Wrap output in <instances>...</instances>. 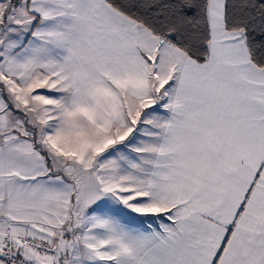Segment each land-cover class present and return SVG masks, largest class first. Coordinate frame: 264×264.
Segmentation results:
<instances>
[{
  "label": "snow or ice",
  "instance_id": "obj_1",
  "mask_svg": "<svg viewBox=\"0 0 264 264\" xmlns=\"http://www.w3.org/2000/svg\"><path fill=\"white\" fill-rule=\"evenodd\" d=\"M0 264H264V0H0Z\"/></svg>",
  "mask_w": 264,
  "mask_h": 264
}]
</instances>
